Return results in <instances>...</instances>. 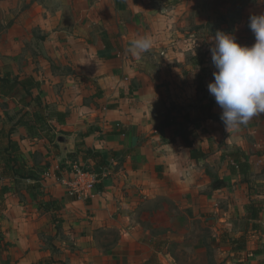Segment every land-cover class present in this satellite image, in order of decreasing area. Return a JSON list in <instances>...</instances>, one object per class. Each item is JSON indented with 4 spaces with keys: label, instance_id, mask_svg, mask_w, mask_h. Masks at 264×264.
Returning <instances> with one entry per match:
<instances>
[{
    "label": "crops",
    "instance_id": "1",
    "mask_svg": "<svg viewBox=\"0 0 264 264\" xmlns=\"http://www.w3.org/2000/svg\"><path fill=\"white\" fill-rule=\"evenodd\" d=\"M85 2L84 23L70 26L72 40L59 31L53 33V43L66 54L48 55L49 47L42 51L43 57L51 59L49 63L70 66L73 73L66 79L69 93L63 102L52 105L57 110L48 116L44 110L48 121L69 134L53 137L54 149L46 156L49 169L39 175L31 167L36 151L43 152L35 142L0 138V159L5 161L0 164V264H176L177 253L171 247L174 233L188 226L191 216L205 215L207 197L208 204L214 205L209 216L215 213V219L231 231L233 226V261L264 264V114L227 132L209 83L202 90L211 117L196 111L203 106L196 108L191 102L186 106L184 90H176L177 86L170 84L167 90V83L163 92L161 84L157 88L155 83L160 76L147 69L156 60L150 55L137 59L129 51L130 41L141 36L135 29L144 31L157 24L152 4L145 0H96V6L92 0ZM254 8L264 14V0ZM61 11L53 28H62ZM142 13L146 18L141 23ZM8 15L6 21L11 23L15 17ZM96 15L99 19H94ZM49 20L43 19L44 24ZM20 25L16 21L6 26L11 28L5 57L8 72L13 71L14 52L22 53L29 37L26 29L18 42L13 28H24ZM213 73H209L211 82ZM11 75L12 79L33 77L39 83L33 91L39 102L40 91L46 88L56 94L61 82L60 77L39 72ZM5 91L0 86V97L15 98L5 96ZM172 93L176 97L168 100ZM33 103L19 101L35 119L39 106ZM21 123L19 130L33 127ZM5 132L0 129V135ZM59 136L69 142L59 144ZM12 144H17V151H12ZM18 151L23 152L27 166L10 162ZM239 160L248 164L244 174L236 165ZM84 165L101 180L91 197L79 199L70 195L67 183L76 168ZM224 191L229 196L233 193V204L218 209L215 205L220 202L213 199ZM251 204L261 209L257 219L251 216ZM159 230L160 236L155 234ZM185 239L180 233L176 241L183 246ZM182 246L181 256L190 252Z\"/></svg>",
    "mask_w": 264,
    "mask_h": 264
},
{
    "label": "rangeland",
    "instance_id": "2",
    "mask_svg": "<svg viewBox=\"0 0 264 264\" xmlns=\"http://www.w3.org/2000/svg\"><path fill=\"white\" fill-rule=\"evenodd\" d=\"M258 1L151 0V2H148V0H145L147 4H152L156 9L155 21L157 24L152 27H147L148 29L144 31H142L143 28H137L135 31L141 34V36H151L154 40V45L150 51L140 56L133 54L131 56L139 59L141 56L150 55V58L156 60V62L154 66H150L147 69H151V72L160 76V80L155 81L158 84L157 88L160 87L159 83L161 84L163 92L165 91L167 83V90L170 89V84L177 86L175 88L176 90H184V96L181 94L182 92L180 94L184 97L186 106H190V102L196 108L203 106L196 111L202 114L205 112V114L211 117L213 113H209L207 108L204 107L207 104L202 86L212 81L211 74L209 75V73L216 71L210 51L214 44V36L217 31H224L235 35L237 41L242 45L251 46L254 44L255 36L249 28V18L252 15H259V11L257 12L255 8L253 9V6L257 5ZM91 5L96 6V0H92ZM146 7L150 6L146 5ZM85 8L88 10L85 0H0V78L1 76L6 77L8 73H13L14 76L17 74L21 77L33 73L37 74L38 72L43 76L45 74L47 76L52 74L54 77H60L61 82L56 86L58 90L56 94L53 90H46V88L40 91V94L44 96L41 97L39 95L41 97L40 102L47 116L57 110L56 107H52L55 101L63 102V96L69 93L65 90L66 79L73 75V73H71L72 69L70 66L56 67L49 63L51 59L49 60V58L46 59L43 57L42 51L44 48L46 50L49 47L48 51H46L48 55V52H52L54 56L58 57L65 55L66 53L63 51L61 53V49L57 47V43H53V33L59 31L66 36V39H68V36L71 39L74 29L70 26L72 24L74 25L75 22L78 26L84 23ZM164 8L165 12L161 11ZM7 10L8 14L12 13V16L15 17L11 23L6 21V18L9 17ZM61 10H63L64 16V20L62 18L61 23L62 28H53L54 19L57 15L62 14ZM95 17L94 19H99L100 15H96ZM46 18L50 19L48 21L50 23L47 22L44 24L43 19ZM145 18L146 16L142 13L141 23ZM16 21L21 23L20 26L24 27L13 28L15 38H19L18 42H21L22 33L26 29L29 32V37H26L23 43L22 53H20V50L15 51L18 55L14 52L13 71L8 72L9 66H5V57L7 52L6 48L10 45L8 35H10L11 28L7 30L6 26L9 27ZM43 25L47 28H42ZM94 30L99 29L94 28ZM79 32L81 33V31ZM113 34L107 32L109 36ZM73 46H76L75 43ZM72 54L75 53H70V55ZM113 56L111 55V57ZM170 59L172 60L171 62H169ZM161 60L163 63L168 62L167 65H163V63L158 64V61L161 62ZM65 73L71 74L62 76ZM125 79L128 80V76ZM163 85L165 87H162ZM23 95L18 94L15 98L9 100L0 97V129L6 131L3 135H0V138L6 140L12 139V142H15V140H29L30 143L35 142L36 145L38 144V148L43 150V152L36 151L33 155L34 159L30 163L31 167L34 165L33 169L36 170L34 172L41 175L49 169L50 164L46 162V156H48V151L50 153L54 149L53 137L56 136V133H62L61 135L65 136L69 134L66 128H57L51 120L48 121L47 119H50L49 117H45L46 122L43 121L44 123H35L34 117L32 119L31 115L26 114L28 111L19 104V101L21 103ZM36 97L33 95V99L30 98L34 102L35 107L39 102L36 100ZM175 97H173L172 93L168 96V100L169 98L173 99ZM75 101L76 99H72L71 105H75ZM21 122H25L29 126H34L35 129L31 132L25 129L19 130L20 124H23ZM221 134L223 135L224 133L222 132ZM15 154L18 160V167L27 166V161L23 159V152L18 151ZM1 162L5 164V161L0 159V164H2ZM46 163L48 166L45 168L40 167L45 166ZM85 168V165L81 167L82 170H87ZM73 177H75V173ZM208 192L209 189H207V195ZM223 193H225V196H223ZM223 193L213 199L214 201L217 200V202H220L215 205L218 209H225L230 202L233 204V193L230 196L226 191ZM208 200L209 198L207 197L205 215L201 216L200 214L199 217H197L198 215L191 216L188 226L183 225L180 231H175L174 243L171 244V247L174 249L173 253H177L174 256L175 263L246 264L244 259L233 261L236 259L233 255V235H231V232L233 234V226L231 227V231L229 226L219 223V220L215 219V213H211L209 216L208 210L211 206L214 207V205H209ZM180 233L186 238L183 243L190 251L189 253L185 252L182 256L180 255L181 242L176 241ZM155 234L160 236V230ZM198 237H200V241H198ZM201 237L203 240H201Z\"/></svg>",
    "mask_w": 264,
    "mask_h": 264
},
{
    "label": "clouds",
    "instance_id": "3",
    "mask_svg": "<svg viewBox=\"0 0 264 264\" xmlns=\"http://www.w3.org/2000/svg\"><path fill=\"white\" fill-rule=\"evenodd\" d=\"M249 28L255 36L251 46L240 44L231 33L217 31L210 49L216 71L208 90L222 109L227 132L264 114V14L250 16ZM153 45V38L143 35L130 41L129 51L140 56Z\"/></svg>",
    "mask_w": 264,
    "mask_h": 264
},
{
    "label": "trees",
    "instance_id": "4",
    "mask_svg": "<svg viewBox=\"0 0 264 264\" xmlns=\"http://www.w3.org/2000/svg\"><path fill=\"white\" fill-rule=\"evenodd\" d=\"M0 86L1 88H3L4 90H7L8 93L5 91V96H12V95H18L20 93H23V97L21 98V101H24L25 103L27 102L28 99L32 98L33 99V91L35 89H37L39 87V83L33 78V77H26L24 79H12V75L9 74L7 77L5 78H1L0 79ZM9 96V97H10ZM39 101V100H38ZM30 105V103H29ZM37 105L39 106V110L38 112H36L35 114V123H42L43 121H45V115H44V108L43 105L41 104V102H38ZM30 115V114H28ZM59 116V122H63L64 121V117L63 114H58ZM43 122V123H44ZM32 129H35L34 126L32 128H30L29 131H32ZM10 148L12 149V151H17V144H12L10 146ZM203 154H200V156H202ZM193 157L194 154H192ZM198 156V157H200ZM233 153L231 152L229 154V157L233 160ZM237 160V159H235ZM11 163L14 164V166H16L18 164L17 162V157L15 155L11 156ZM238 170L241 174H244L247 170H248V164L246 162H242V161H237L236 163ZM234 169V170H233ZM233 171H235V168H233V166L231 165V172L233 173ZM251 209L253 210L252 212V217L257 219V217L259 216V213L261 211V209L259 208H255L254 205L251 204Z\"/></svg>",
    "mask_w": 264,
    "mask_h": 264
},
{
    "label": "built area",
    "instance_id": "5",
    "mask_svg": "<svg viewBox=\"0 0 264 264\" xmlns=\"http://www.w3.org/2000/svg\"><path fill=\"white\" fill-rule=\"evenodd\" d=\"M101 180L100 176L91 170L76 168L75 177L67 183L69 193L79 199L91 197L92 191Z\"/></svg>",
    "mask_w": 264,
    "mask_h": 264
},
{
    "label": "water",
    "instance_id": "6",
    "mask_svg": "<svg viewBox=\"0 0 264 264\" xmlns=\"http://www.w3.org/2000/svg\"><path fill=\"white\" fill-rule=\"evenodd\" d=\"M69 141H68V139L65 137V136H59V138H58V143L59 144H62V145H65V144H67Z\"/></svg>",
    "mask_w": 264,
    "mask_h": 264
}]
</instances>
